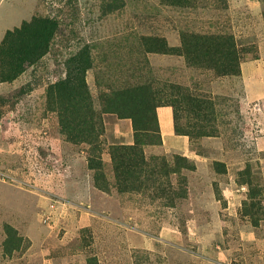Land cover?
<instances>
[{"label":"rangeland","instance_id":"1","mask_svg":"<svg viewBox=\"0 0 264 264\" xmlns=\"http://www.w3.org/2000/svg\"><path fill=\"white\" fill-rule=\"evenodd\" d=\"M124 1L103 14L104 0H0V43L34 17L58 22L45 55L14 80L0 79V264H264V213L250 209L249 187L239 183L250 167L264 189V99L246 98L264 84V0H190L185 7ZM190 32L233 36L241 73L219 75L173 51L149 50L154 38L180 47ZM86 45L93 56L86 81L98 111L102 91L143 82L174 84L215 103L217 135L184 148L181 137L164 140L160 126L161 143L145 146L149 159L165 160L166 191L97 188V171L88 166L96 152L61 132L48 88ZM191 105L183 124L197 122ZM101 118L102 171L113 181L109 147L133 142L134 134L130 119ZM177 156L194 167L174 171ZM179 185L186 196L171 204ZM6 224L22 236L12 251L5 250Z\"/></svg>","mask_w":264,"mask_h":264},{"label":"trees","instance_id":"2","mask_svg":"<svg viewBox=\"0 0 264 264\" xmlns=\"http://www.w3.org/2000/svg\"><path fill=\"white\" fill-rule=\"evenodd\" d=\"M174 6H189L190 0H164ZM226 6V0H220ZM124 0H104L102 13L108 14L124 7ZM58 22L48 17H34L25 21L21 27L9 30L0 43V79L12 81L23 72L26 64H32L45 55L52 39L57 33ZM152 40L150 51H173L186 58L189 65L211 68L219 75L240 74L241 57L235 46L233 36L225 34L182 33L181 45L171 49L166 41ZM165 45V46H164ZM165 47V48H164ZM91 47L86 45L75 56L68 60L64 79H60L48 88V104L57 111L60 117L61 132L71 142H86L90 149L96 152L90 157L88 166L95 169L94 184L97 188L108 190L115 186L118 193H133L149 191L152 188L166 191L168 186L163 182V157L146 156L145 146L161 143V131L157 108L171 106L173 112L174 131L178 135H187L193 142L198 136L217 135V114L215 103L209 99L192 98L185 88L174 84H151L143 82L110 88L102 91L99 96L100 110L96 108L94 97L86 81L87 70L93 67ZM191 102L193 117L197 122L183 124L181 118L185 105ZM111 113L120 119H130L134 134L132 143H116L110 145L111 164L113 166V181L102 171V147L99 145L100 132L103 126L102 114ZM191 127V128H190ZM176 168H193L186 157L177 156ZM159 163H162L161 165ZM224 165V162H215ZM161 167V168H160ZM161 169V170H160ZM223 170V169H222ZM166 173L165 171H163ZM245 177L239 183L249 187L248 202L250 209L264 213V189L258 177L254 176L250 167L243 171ZM186 183V176L180 178ZM104 182V183H103ZM175 196H171V204L180 197L186 196L182 185L176 188ZM6 251L20 247L22 236L17 235L16 228L6 224Z\"/></svg>","mask_w":264,"mask_h":264},{"label":"crops","instance_id":"3","mask_svg":"<svg viewBox=\"0 0 264 264\" xmlns=\"http://www.w3.org/2000/svg\"><path fill=\"white\" fill-rule=\"evenodd\" d=\"M260 85H262V86H260ZM253 95H255V96H253ZM246 98L250 99V100L254 99V98L264 99V84H259L258 90H257V92L254 91V94H249V91H246ZM157 112H158V116H159V120H160V126L162 128L164 140L166 138L176 139V137H181L182 139H184V141H182V145L184 144L183 147L188 148L187 144L190 142L189 137L187 135H178L174 131L172 107L171 106H160L158 108ZM260 139H262L264 142V138L262 136H259V142H258L259 147H260ZM129 143H132V142H129Z\"/></svg>","mask_w":264,"mask_h":264},{"label":"clouds","instance_id":"4","mask_svg":"<svg viewBox=\"0 0 264 264\" xmlns=\"http://www.w3.org/2000/svg\"><path fill=\"white\" fill-rule=\"evenodd\" d=\"M158 113V112H157Z\"/></svg>","mask_w":264,"mask_h":264}]
</instances>
